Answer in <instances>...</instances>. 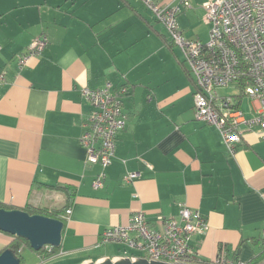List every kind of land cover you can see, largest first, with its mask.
I'll return each instance as SVG.
<instances>
[{
    "label": "crops",
    "instance_id": "0c3cea01",
    "mask_svg": "<svg viewBox=\"0 0 264 264\" xmlns=\"http://www.w3.org/2000/svg\"><path fill=\"white\" fill-rule=\"evenodd\" d=\"M159 1L179 6L187 38L208 41L204 4L213 0H187L189 7ZM44 33L49 44L20 68L19 56ZM1 74L0 208L67 206L59 213L61 250L44 257L29 249L34 264L121 255L123 244L99 245L106 229L127 224L137 212L153 223L177 217L181 204L206 218V232L192 236L196 263L221 264L224 257L264 264L257 242L264 235L260 128L242 126L241 143L230 155L218 130L195 119L194 78L140 0H0ZM107 82L127 90V125L103 169L86 160L80 142L91 109L82 89ZM230 86L217 90V102L234 98L252 114L253 101L247 97L243 107L246 96L236 100ZM101 172L104 186L96 190L92 182ZM127 173L136 176L124 181ZM54 186L69 187L71 196ZM13 239L0 230V254Z\"/></svg>",
    "mask_w": 264,
    "mask_h": 264
},
{
    "label": "built area",
    "instance_id": "2783aa9c",
    "mask_svg": "<svg viewBox=\"0 0 264 264\" xmlns=\"http://www.w3.org/2000/svg\"><path fill=\"white\" fill-rule=\"evenodd\" d=\"M152 9L157 22L165 27L170 43L179 47L183 61L191 72L194 92V117L213 125L221 135L230 155L241 143V127L260 128L264 138V0H213L205 2V18L210 24L209 39L204 42L184 35L178 22L179 6L156 0H141ZM189 7L187 0H181ZM148 8V7H147ZM49 43L48 35L32 40L18 63L21 67L31 58L41 55ZM247 75L251 84L245 85L242 95L253 101L252 114L233 108V100L217 102V90L237 84ZM4 76L0 75V82ZM126 89L113 88L107 82L103 88L84 87L82 94L91 109L83 120L80 142L86 160L105 169L113 160L117 135L127 125L123 108ZM135 173L124 175L131 181ZM106 175L101 172L92 182L94 189L103 188ZM71 210H68L70 213ZM161 223V227L157 224ZM206 218L198 210L180 205L177 217L159 218L151 222L143 212L134 213L129 222L106 229L99 236V245L120 243L125 246L121 255L145 257L166 262H193V235H203ZM50 248V246H48ZM221 264H246L222 258Z\"/></svg>",
    "mask_w": 264,
    "mask_h": 264
},
{
    "label": "water",
    "instance_id": "95a60500",
    "mask_svg": "<svg viewBox=\"0 0 264 264\" xmlns=\"http://www.w3.org/2000/svg\"><path fill=\"white\" fill-rule=\"evenodd\" d=\"M64 222L43 214H30L23 209L0 208V230L12 236L27 240L31 248L39 251L46 246L59 247L62 244ZM0 264H21V258L11 248L0 254ZM79 264H199L193 262H166L144 257L117 255L87 259Z\"/></svg>",
    "mask_w": 264,
    "mask_h": 264
},
{
    "label": "trees",
    "instance_id": "16d2710c",
    "mask_svg": "<svg viewBox=\"0 0 264 264\" xmlns=\"http://www.w3.org/2000/svg\"><path fill=\"white\" fill-rule=\"evenodd\" d=\"M251 80L250 77H248L247 75H244L239 82L236 84L237 87L240 89V92L238 93L239 95H236V100H238V98L242 97V91L245 85L251 84ZM233 103L231 104V107L233 108H239V102H235L234 98H233ZM55 188L58 189H63L66 193L67 196H71L70 195V188L69 187H63V186H54ZM65 209L67 208V206L64 207ZM64 208L62 210H59L60 208H54L49 210L48 208H30V207H26V211L29 212L30 214H43L46 216H50V217H55V218H59L63 221V218L59 217V213L61 211L64 210ZM64 222V221H63ZM14 239L11 241L10 243V248L13 249V251L16 253V255H18L21 258V264H25V257L22 254V249L24 247H27L28 249H30L31 251L38 253L40 255H43L44 257H51L53 255H56L60 250H61V246L59 247H44L39 251H35L31 248L29 242L27 240H25L24 238L21 237H16L13 236ZM260 242L262 244V246L264 247V235L260 237V239L257 241ZM194 263H196L197 261H195V259L192 260ZM208 264L206 262H203V264ZM250 264V263H248Z\"/></svg>",
    "mask_w": 264,
    "mask_h": 264
},
{
    "label": "rangeland",
    "instance_id": "374dc122",
    "mask_svg": "<svg viewBox=\"0 0 264 264\" xmlns=\"http://www.w3.org/2000/svg\"><path fill=\"white\" fill-rule=\"evenodd\" d=\"M158 24H160L164 29L165 27L163 26L162 23L158 22ZM177 50L180 52V54L183 56V53L181 51V49L179 47H176ZM222 91H224L225 89H221ZM227 92V90H225ZM229 93H234V94H237L239 93V89L235 86V85H231L230 86V90L228 91ZM247 97L244 98V101H243V107L246 106L245 103L247 102ZM23 255L25 256V264H34L35 262H33L31 259H30V256H36L35 253L31 252L28 248H24L23 249Z\"/></svg>",
    "mask_w": 264,
    "mask_h": 264
},
{
    "label": "bare ground",
    "instance_id": "6f19581e",
    "mask_svg": "<svg viewBox=\"0 0 264 264\" xmlns=\"http://www.w3.org/2000/svg\"><path fill=\"white\" fill-rule=\"evenodd\" d=\"M141 1V0H140ZM156 1H159V0H156ZM142 2V1H141ZM160 2V1H159ZM142 4L144 5V3L142 2ZM145 6V5H144ZM146 7V6H145ZM148 7V8H147ZM147 9L154 15V13H153V11H152V9L147 5ZM154 18H155V20L157 21V19H156V17L154 16ZM49 44V43H48ZM47 44V45H48ZM26 52V51H25ZM22 55H20L19 57H21ZM24 65H22L20 68H22ZM51 247V246H50ZM125 256H127V255H125ZM145 258V257H144ZM194 263V262H193Z\"/></svg>",
    "mask_w": 264,
    "mask_h": 264
}]
</instances>
